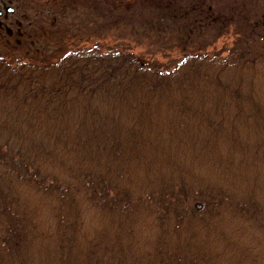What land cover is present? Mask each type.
<instances>
[{
    "label": "trees",
    "instance_id": "16d2710c",
    "mask_svg": "<svg viewBox=\"0 0 264 264\" xmlns=\"http://www.w3.org/2000/svg\"><path fill=\"white\" fill-rule=\"evenodd\" d=\"M102 40L0 52V264H264V45Z\"/></svg>",
    "mask_w": 264,
    "mask_h": 264
},
{
    "label": "rangeland",
    "instance_id": "374dc122",
    "mask_svg": "<svg viewBox=\"0 0 264 264\" xmlns=\"http://www.w3.org/2000/svg\"><path fill=\"white\" fill-rule=\"evenodd\" d=\"M236 1L129 0L117 9L96 0H0V52L17 61L41 55L46 38L60 45L93 38L141 54L157 52L161 62L172 64L184 50L205 45L222 54L249 41L264 45V0ZM6 45L14 51L7 54ZM259 68L264 81V67ZM25 195L37 198L31 190Z\"/></svg>",
    "mask_w": 264,
    "mask_h": 264
},
{
    "label": "water",
    "instance_id": "95a60500",
    "mask_svg": "<svg viewBox=\"0 0 264 264\" xmlns=\"http://www.w3.org/2000/svg\"><path fill=\"white\" fill-rule=\"evenodd\" d=\"M9 10H10V11H12V10H13V8H12V7H10V8H9Z\"/></svg>",
    "mask_w": 264,
    "mask_h": 264
},
{
    "label": "flooded vegetation",
    "instance_id": "af4514ba",
    "mask_svg": "<svg viewBox=\"0 0 264 264\" xmlns=\"http://www.w3.org/2000/svg\"><path fill=\"white\" fill-rule=\"evenodd\" d=\"M2 13V10L0 9V14Z\"/></svg>",
    "mask_w": 264,
    "mask_h": 264
}]
</instances>
